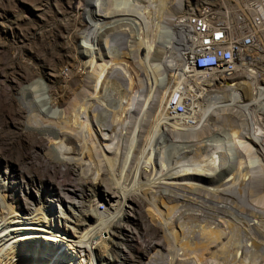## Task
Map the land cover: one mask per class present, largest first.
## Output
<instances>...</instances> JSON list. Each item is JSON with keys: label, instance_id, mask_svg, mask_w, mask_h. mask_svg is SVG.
Instances as JSON below:
<instances>
[{"label": "bare ground", "instance_id": "6f19581e", "mask_svg": "<svg viewBox=\"0 0 264 264\" xmlns=\"http://www.w3.org/2000/svg\"><path fill=\"white\" fill-rule=\"evenodd\" d=\"M78 1L74 9L83 11L84 30L74 35L91 44L78 46L87 51L86 80L84 73L71 68L63 79L72 88L57 91L52 85L55 76L46 72L21 92L24 105L32 108L31 126L46 135L48 146L54 141L59 162L86 166L82 173L93 182L102 172L95 166L96 154L109 164L108 182L113 187L103 186V180L105 197L90 205L96 216L86 211L82 216L90 231L83 234L87 244L79 238L62 243L70 248L85 244L88 261L100 264L94 247L104 249L114 235L111 229L125 228L144 213L149 225L162 233L148 245L155 253L147 264H264V70H248L251 63L243 59L234 76L227 78L182 63L179 18L173 11L179 10L176 4L184 5L183 0H89L88 7ZM243 12L237 3L223 14L231 39ZM127 24L140 28L141 44L130 50L135 66L129 65L127 53L109 57L99 50L107 46L111 54V34ZM103 32L108 37L103 38ZM113 58L118 60L116 69ZM115 70L125 92H109ZM244 71L247 81L234 83ZM189 77L194 82L187 93ZM217 85L221 88L213 89ZM176 94L192 100L188 116L173 113ZM3 181L0 169V264H68L73 255L64 250L29 260L26 252L38 245L31 243L33 235L35 242L53 238L51 233L56 236L49 219L53 213L46 206L28 214L17 212L7 202L8 183ZM61 190L73 198V190ZM25 230L31 235L27 237ZM96 236L98 241L93 240Z\"/></svg>", "mask_w": 264, "mask_h": 264}, {"label": "rangeland", "instance_id": "374dc122", "mask_svg": "<svg viewBox=\"0 0 264 264\" xmlns=\"http://www.w3.org/2000/svg\"><path fill=\"white\" fill-rule=\"evenodd\" d=\"M81 1L83 7H88L89 0ZM183 1L184 5L182 7L179 8L178 4H176L177 7L174 6V8L179 9L178 11H173L174 18L182 17L189 9L199 7L205 3L210 4L221 15L220 18L223 17V14L230 7H235L237 3H240L245 9V4L241 0ZM75 2L78 3L80 1L0 0V169L4 181L6 180L8 183L7 187H5L7 202L17 207V212L28 214L36 208L46 206L50 207L51 209L49 210L53 213V215H49V219L56 235L54 236L51 233L54 240H52V237L50 239L43 237L35 242L33 235L31 243L34 245L38 243V245L33 251L26 252L30 255L29 260L36 258L39 261V258H48L51 252L64 250L65 253L73 255L71 257L70 255L68 256V264H91V260L89 259L88 261V258H86L85 252L87 248L85 244H82V246L79 244L81 248H74L73 246L70 248L68 246L70 244H63L62 241L73 238L75 241L80 239L82 243L84 240L83 234L85 235L90 232H87L89 227L86 229L87 225L85 226V224L87 221L82 216L86 212L95 215L90 205H94L99 197H105V194L102 193L104 187L103 189L100 187L103 180H105V185L103 184V186L106 188L113 187L111 180L108 182L109 168L107 166L109 164L101 157V153L96 154L95 166L101 169L102 172L100 180L93 182L90 175L86 172L82 173L83 169L86 170V166L82 168L75 162H59L60 155L55 156L57 151L55 152L56 146L54 145V141L50 142L52 145H49V147L46 135L31 126L29 115L32 108L30 105H24L21 93L26 89L24 86L40 77L44 78V73L46 72L55 76L52 79V85L57 91L60 89L64 91L67 86V90L72 88L70 85H66L63 79L64 73L71 68L74 72L84 73L82 79L86 80L87 71H84L83 67L87 61V51L85 48H79L78 46L82 45L89 48L91 44L84 42L82 38H76L74 35V32L84 30L82 29L81 19L83 11L74 9ZM242 17L243 15L240 16V18ZM222 20H226V18L223 17ZM235 24H237L235 37H238L242 32V25L237 22ZM128 25L122 31L119 29L112 30L111 39L115 46L112 48L111 54L109 51L107 52V46H101L99 50L103 55H110L109 57L116 55V52L117 54L120 53V51V54L122 52L127 53L129 65L132 66L133 64L135 66L134 61H132V55H130V50H136L138 45L141 44V34L140 30H138L140 28L138 26L128 27ZM119 33H122V35L118 40ZM102 35L103 38L108 37L106 32H103ZM255 36L261 46V50L254 49L249 53L250 61H247L251 64L247 66L249 67L248 70L252 69L262 72L264 70V29L257 30ZM111 63H113L115 69L118 68L117 59L114 60L113 58ZM117 71L115 70L113 78L108 82L110 93L125 92L124 86L122 87V83L119 81L121 77L117 75ZM207 74L217 75V73ZM245 76L247 75L244 71L241 77L236 79L234 83L247 81ZM189 81L192 82L190 83ZM185 82H189V84L186 83L184 85L188 93L194 81L192 77H189ZM110 85H112V88ZM220 88L221 86L217 85L213 89ZM165 91L167 89L163 90L164 94H166ZM116 98L118 100V95L117 97L115 96ZM156 101L159 102V99L157 98ZM112 104L116 105L117 101H113ZM31 128L34 131H31ZM120 138L122 139V143L126 144L125 138ZM49 149L55 157L51 156V153L48 155ZM63 169L65 170L63 171ZM63 186L64 188L73 190L71 194L72 199L69 198L71 196H67L69 194H65V191L61 190L64 189ZM209 187L217 189V186ZM78 195H81L82 199L77 198ZM76 202L78 204L80 202L81 205L76 206L74 204ZM100 208L101 211L105 210L103 204H100ZM136 217V219H131L132 221H128L127 223L125 221V228L114 227L111 229V233L114 232V235L104 249H99L100 245L96 246L97 248L94 247V252L100 264H147L150 261L155 251L149 249L148 245L152 241L157 242L161 238L162 233L160 230H154L149 225L148 216L144 213ZM142 220L145 221V224H143L144 222L142 223ZM217 221H220V219H217ZM84 231L85 233H83ZM24 232L28 237L31 235L28 232L32 231L25 230ZM106 237L108 236L106 235ZM87 240L89 241V239ZM93 240L98 241L99 239L96 236ZM83 243L87 244V241Z\"/></svg>", "mask_w": 264, "mask_h": 264}, {"label": "built area", "instance_id": "2783aa9c", "mask_svg": "<svg viewBox=\"0 0 264 264\" xmlns=\"http://www.w3.org/2000/svg\"><path fill=\"white\" fill-rule=\"evenodd\" d=\"M241 1L245 4L243 17H239L238 21L242 25V32L238 37L234 34V39L230 38L228 22L222 20L210 4L191 8L179 17L176 23L182 63L195 71L221 73L227 78L234 76L238 64L243 59L249 60V53L257 49L259 42L256 31L264 29V0ZM181 95L175 97L173 113L180 117L188 116L192 112V100Z\"/></svg>", "mask_w": 264, "mask_h": 264}]
</instances>
